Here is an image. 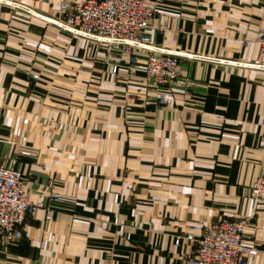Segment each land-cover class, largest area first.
I'll return each mask as SVG.
<instances>
[{"label": "crops", "instance_id": "crops-1", "mask_svg": "<svg viewBox=\"0 0 264 264\" xmlns=\"http://www.w3.org/2000/svg\"><path fill=\"white\" fill-rule=\"evenodd\" d=\"M60 1L0 0V162L52 211L25 216L29 238L0 243V264H182L191 248L174 237L222 217L245 218V264H264V200L248 217L246 198L262 138L264 71L249 64L264 0H148L150 45L187 54L179 74L195 83L169 85L167 105L142 54L129 64L48 22Z\"/></svg>", "mask_w": 264, "mask_h": 264}, {"label": "built area", "instance_id": "built-area-1", "mask_svg": "<svg viewBox=\"0 0 264 264\" xmlns=\"http://www.w3.org/2000/svg\"><path fill=\"white\" fill-rule=\"evenodd\" d=\"M157 5L149 4L148 0H62L58 4L57 16L48 19V22L71 35L128 53L129 64L142 54L145 59V80L157 90V103L167 105L171 95L169 85L187 89L195 83L179 74L178 56L187 54L150 45V21L157 13ZM158 29L164 30L165 25H160ZM251 41L255 45V59L249 66L264 71V22L255 29ZM249 42L243 39L244 46ZM23 43L36 47L30 41ZM42 50L48 52V47L44 46ZM114 70L115 67H112ZM258 123L262 138L259 143L260 156L255 161L257 174L246 191L250 207L248 217L264 200V110ZM20 154L27 153L21 151ZM46 188L48 200L56 201L59 194L53 190L52 180L46 181ZM36 210L43 211V220H50L51 209L42 201L31 200L26 195L21 172L0 162V243L8 245L29 238L22 223L26 215H32ZM244 226L245 218L232 220L222 217L209 224L189 225L186 231L174 237L173 243L178 244L183 239L191 248L182 264H245L251 247L245 242ZM42 244L43 241L40 242Z\"/></svg>", "mask_w": 264, "mask_h": 264}, {"label": "trees", "instance_id": "trees-1", "mask_svg": "<svg viewBox=\"0 0 264 264\" xmlns=\"http://www.w3.org/2000/svg\"><path fill=\"white\" fill-rule=\"evenodd\" d=\"M18 242H19V240H18Z\"/></svg>", "mask_w": 264, "mask_h": 264}]
</instances>
